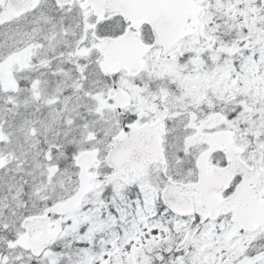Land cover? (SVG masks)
<instances>
[{
  "label": "snow or ice",
  "instance_id": "1",
  "mask_svg": "<svg viewBox=\"0 0 264 264\" xmlns=\"http://www.w3.org/2000/svg\"><path fill=\"white\" fill-rule=\"evenodd\" d=\"M0 264H264V0H0Z\"/></svg>",
  "mask_w": 264,
  "mask_h": 264
}]
</instances>
